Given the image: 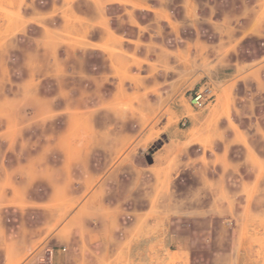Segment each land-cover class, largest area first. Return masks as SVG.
I'll return each mask as SVG.
<instances>
[{
	"label": "crops",
	"instance_id": "obj_1",
	"mask_svg": "<svg viewBox=\"0 0 264 264\" xmlns=\"http://www.w3.org/2000/svg\"><path fill=\"white\" fill-rule=\"evenodd\" d=\"M101 14L97 26L94 19L82 32L100 26L103 35L82 45L83 52L97 58L93 65L105 68V78L117 68L120 80L130 62L111 52L112 30ZM200 20L201 42L212 51L201 73L210 79L213 101L199 112H174L189 125L169 129L151 164L132 155L144 137H131L129 150L128 135L99 139L90 119L72 126L78 138L70 143L53 140L73 149L66 160L50 161L29 149L31 116L44 110L0 109V264H76L85 247L98 264L96 252L110 247L101 244L127 243L122 238L132 244L120 248L126 264H158L161 238L181 243L192 264H207L210 253L214 263L227 260L228 250L250 242L222 233L228 226L249 228L258 207L264 210V0L219 2ZM121 97L118 90L100 96L104 105ZM37 134L34 143L45 145L42 127ZM102 146L109 150L101 153ZM196 225L199 232L182 237V227Z\"/></svg>",
	"mask_w": 264,
	"mask_h": 264
},
{
	"label": "rangeland",
	"instance_id": "obj_2",
	"mask_svg": "<svg viewBox=\"0 0 264 264\" xmlns=\"http://www.w3.org/2000/svg\"><path fill=\"white\" fill-rule=\"evenodd\" d=\"M208 1L212 4L209 8ZM226 1L231 0H0V109L44 110L31 116L29 149L32 154H46L50 161L66 160L73 149L55 146L53 140L59 137L64 144L70 143L78 138L72 126L87 125L90 119L97 126L99 139L128 135L129 150L131 137H144L132 155L146 164L145 156L167 142L173 125L188 127L187 119H177L175 111L203 110H192L189 104L190 91L210 82L201 73V62L212 51L201 42L200 14ZM100 14L110 23L112 31L108 30L107 38H112L111 52L123 54L130 62V70L120 80L117 76L122 72L117 68L105 78V68L93 65L97 58L83 52L82 45L90 44V39L99 41L103 35L100 26L91 34L82 32L94 19L97 26ZM115 90L124 97L104 105L100 96ZM96 107L100 109L93 110ZM41 127L46 141L42 146L34 143ZM98 149L101 153L109 150L103 146ZM260 209L254 225L233 228L236 231L228 226L222 233V238H232L233 233L242 240L251 238L250 242L239 243L233 253L228 250L227 260L214 263L210 253L207 264H264V210ZM192 231L199 232V225L182 227V237ZM130 239L122 238L127 243L101 244L110 247L96 252L102 259L98 264H126L120 248L131 246ZM181 247L177 240L163 242L161 238L156 248L158 264H192L191 252ZM79 254L81 261L76 264H92L89 258L95 257L93 251L85 247Z\"/></svg>",
	"mask_w": 264,
	"mask_h": 264
},
{
	"label": "built area",
	"instance_id": "obj_3",
	"mask_svg": "<svg viewBox=\"0 0 264 264\" xmlns=\"http://www.w3.org/2000/svg\"><path fill=\"white\" fill-rule=\"evenodd\" d=\"M212 87L209 81H204L189 93V104L192 109L201 110L213 101ZM185 125V123H183Z\"/></svg>",
	"mask_w": 264,
	"mask_h": 264
},
{
	"label": "water",
	"instance_id": "obj_4",
	"mask_svg": "<svg viewBox=\"0 0 264 264\" xmlns=\"http://www.w3.org/2000/svg\"><path fill=\"white\" fill-rule=\"evenodd\" d=\"M145 160H146V162H147L148 164H151V163H152L151 158H150V155H146V156H145Z\"/></svg>",
	"mask_w": 264,
	"mask_h": 264
}]
</instances>
